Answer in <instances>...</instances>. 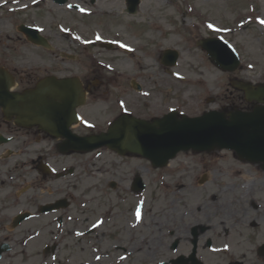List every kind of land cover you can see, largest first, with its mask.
I'll use <instances>...</instances> for the list:
<instances>
[{"label":"rangeland","instance_id":"rangeland-1","mask_svg":"<svg viewBox=\"0 0 264 264\" xmlns=\"http://www.w3.org/2000/svg\"><path fill=\"white\" fill-rule=\"evenodd\" d=\"M85 1L89 3V0ZM122 6V3L112 5L116 9L122 8L120 11L118 10V14L122 12ZM137 9V12L133 15L127 13V15L122 16L126 21L118 18V21L121 20L122 22L118 27H116V22L114 23L113 20L109 19H89L87 23V19L77 15L64 16L68 19L67 22L63 21L64 25L76 23L84 32H88L89 36L92 29L104 28L102 29L104 35H112V32L116 30L122 33L127 42L132 44V54L126 53L122 56L117 51L107 53V59L113 61L114 65L116 63L120 66L124 75L116 77L115 75L112 76L111 73H105L111 78L107 80L103 96L109 95L113 100L115 95L123 91L125 92L123 95L127 98L131 107H137L136 111L146 113V116H149L147 112H163L174 106L192 115L200 113L206 107L218 108L226 105L225 103L233 102L236 103L235 105L240 106L238 104L241 101L240 93L233 90L228 84V78L233 74L252 83L264 81V23H262L264 21V0H139ZM60 10L54 6L43 5L19 14H8L4 10H0V66L14 72L17 80L23 79V83H25L29 78L35 79L48 74L58 76L69 74L68 70L63 69L62 62L64 60L57 58L55 51L44 50L28 43L16 27L21 21L29 22L36 18L40 24L46 25L53 44L60 48L63 43L59 38H56L58 30L54 24L61 21L59 17L63 19ZM96 23H99V26L94 25ZM208 35L220 36L235 47L241 59L239 70L232 74L224 73L208 61L205 53L196 45L197 39ZM70 42L69 45L76 46L74 42ZM161 47L173 48L178 51L179 59L175 68L171 67L169 69L161 64V53L158 51ZM89 51H92V49ZM73 52L77 55V61L69 62L68 67H76L77 75L81 76L87 71L85 56L88 52L80 51V49ZM73 62L75 65H73ZM173 71H175V76L177 75L178 78L173 79L171 77L170 72ZM97 72L102 73L103 71L98 69ZM136 76L140 78L139 81L145 86L144 97L135 94L127 85V81ZM182 76H189L193 81L190 83L185 82L180 78ZM198 79H202L203 82ZM106 91L109 93H106ZM206 96L211 99V102L198 104V99ZM93 111L96 112V108ZM184 155L181 154L170 161L168 166L162 170H155L139 158H120L109 152L103 153L96 163L99 172L96 173L95 178H88L87 173L96 169V167L88 166L89 170L86 168L84 174L79 178L71 182L70 180L65 182L66 187L62 194L66 195L68 192H73L77 195L74 206L77 212L75 213L72 209L71 214H73V218L76 214L80 216V221H72L69 226L84 228L102 214L103 210L112 205L117 213L120 211L119 216H122L121 213L123 212V215L128 217L130 213L128 208L134 204L130 200L134 199V196L132 198L129 195L130 191L125 188L124 184H127V177H130L132 171L142 174L147 184L142 195L145 203V223L149 225V229L153 232L156 226H150L157 223L156 225L161 227L159 228L160 231L166 232L167 238L163 241L167 244L171 238L172 240L175 238V232L172 236H168L167 232L173 227L175 229V216L179 212L190 211L195 220L202 223L206 221L205 225L207 226L215 223L217 220L214 219V216L220 215V207L218 209L215 206L218 205L216 202H213V206L211 205L208 193L213 186L208 184L204 188H197L195 176L206 169H215L216 165L222 164L228 167L233 162L225 155H220L219 160L209 159L207 155L203 157L190 154L188 156ZM88 156L83 154V156L77 157L87 158ZM75 157H68L63 162H70ZM201 159H209L210 164ZM176 165L177 170H175ZM110 166L115 167V178L118 180L127 179L126 183L121 182L120 188L111 189L106 185L105 180L109 176L107 170ZM159 176H161V179ZM262 176V173H259V178ZM178 184L179 187H176ZM49 185L55 188L60 187L61 183L52 182ZM177 188L179 190L175 191ZM214 189L219 190L215 187ZM215 190H212V192H216ZM88 197H95V200L91 204L89 203L86 209H79L78 202ZM177 198H180V200H177ZM263 198L264 194H261L258 200L264 202ZM197 207L202 210L197 212L195 210ZM80 211H82L81 214H79ZM206 212H212V215L205 216L208 214ZM209 219H211V222ZM190 220L192 219L190 218ZM125 221L122 225L116 222L114 224L105 222L103 227L94 235L97 245L98 243L100 245V242L105 243V250H101V252L111 254L112 259L108 263L119 260L126 253L122 249L109 247L117 242H124L123 244L127 242L126 239H123L121 232L117 230V228L126 227ZM161 222L163 223L162 226ZM38 225L29 224L30 227ZM114 227L116 228V234H114ZM51 236L53 237V234H45L38 244L40 245L52 239ZM210 236L211 233L206 232V236L202 240ZM159 237L162 239L161 235ZM88 241V238L76 239L75 236H65L63 241H60L59 249L55 252L57 263L64 264L61 260H66L67 256H71L70 259L73 264H81V262L90 258L92 252L87 245ZM158 248L157 253L154 251L151 263L143 262L141 264H156L157 261L170 264L169 260L175 257V252L161 244ZM243 249H238L240 254H244ZM81 250L85 252L81 254ZM14 251L12 257L3 264H30L31 262L39 264L37 259L48 254L33 251L23 254L20 249ZM179 252L185 253L186 248H181ZM32 255L34 257L30 259L29 257ZM201 255H203L204 260L207 258L206 251L202 252ZM132 256L134 255L129 256L128 259H131ZM135 264H138V262H135Z\"/></svg>","mask_w":264,"mask_h":264},{"label":"flooded vegetation","instance_id":"flooded-vegetation-1","mask_svg":"<svg viewBox=\"0 0 264 264\" xmlns=\"http://www.w3.org/2000/svg\"><path fill=\"white\" fill-rule=\"evenodd\" d=\"M120 39L125 38H115V40ZM97 47L102 49L108 47L110 50L117 49L113 45L106 46L100 43L97 44ZM91 49L86 48L85 52L90 53L89 50ZM90 70L80 76L82 86L86 91V99L104 98L112 100L109 95L103 96L107 80L111 77L105 75L104 72H97L98 69L95 67ZM32 82L33 79L31 78L25 83H23V79H19L16 87L22 89ZM127 85L129 87V84ZM121 92L117 97L123 99L128 109L136 115L138 113L137 107H131L123 95L125 92ZM106 93L109 92L106 91ZM119 99L112 100L108 106L96 112L92 109L94 103H86L84 105L86 110L82 111L83 117L95 116L104 121L114 118L121 113L117 105ZM90 112L91 115H89ZM100 130L103 129L99 127L84 129L83 127V129L78 128L76 132L89 134ZM0 136L7 139L5 142H0V221H2L0 223V251L3 252L0 256L1 261L3 256L18 244L22 246L27 244V239L22 237V232L16 234V242L12 244L11 231L16 228L12 226V216L19 211L18 205L25 206L27 209L24 210H31H28L31 212L30 216L23 222L31 220L35 217L33 213L39 205L34 197L36 189L42 190L41 186L55 181L53 175L43 172L41 167L48 164L56 170L60 169L65 164L63 161L67 155L59 152L56 146L57 141L51 140L46 134L37 131L35 128H20L14 121L5 119L1 110ZM207 156L209 159H216L217 154L210 153ZM209 159L201 160L210 164ZM244 165L247 168L235 169L219 164L216 165L215 169H206L202 172L209 176V181L207 178L205 182L208 181L213 186L208 193L211 203L220 202V215L214 216L217 221L207 226L205 225L206 221L202 223L195 220L189 211L176 214L175 251L177 250V252L175 253V261L183 260L185 262L182 264H191L188 256L192 249H195V256L200 264H264V209H260L256 204V196L264 191V181H259V168L250 164ZM107 174L111 178H115V167L110 166ZM262 174L264 175V173ZM134 177L135 174L128 179L129 188ZM176 187H179V184ZM214 187L219 190L216 191ZM212 190L216 192H212ZM206 213L208 214L205 216L212 215V212ZM209 221L211 222V219ZM206 232H210L211 236L202 240L206 236ZM173 233L171 232V234ZM3 244L6 246H2ZM224 246L228 251L222 249ZM181 248H186V252H179ZM239 248H244L242 250L244 254H240ZM205 251L207 258L204 260L201 254ZM175 264L178 263L175 262Z\"/></svg>","mask_w":264,"mask_h":264},{"label":"water","instance_id":"water-1","mask_svg":"<svg viewBox=\"0 0 264 264\" xmlns=\"http://www.w3.org/2000/svg\"><path fill=\"white\" fill-rule=\"evenodd\" d=\"M201 45L215 65L227 70L236 68L224 43L209 39ZM175 57L176 54L172 59ZM78 84L73 78L47 77L33 89L9 92L0 73V106L7 116H16L21 125H37L53 136H66L76 150L105 145L144 155L160 166L179 150L230 148L240 159L259 162L264 168V104L249 112L210 111L193 118L170 114L151 122L123 116L108 132L79 138L67 129L74 122L75 107L81 103ZM234 87L241 89L248 101L264 103V84L253 86L237 81Z\"/></svg>","mask_w":264,"mask_h":264},{"label":"snow or ice","instance_id":"snow-or-ice-1","mask_svg":"<svg viewBox=\"0 0 264 264\" xmlns=\"http://www.w3.org/2000/svg\"><path fill=\"white\" fill-rule=\"evenodd\" d=\"M262 23H264V21H262Z\"/></svg>","mask_w":264,"mask_h":264}]
</instances>
